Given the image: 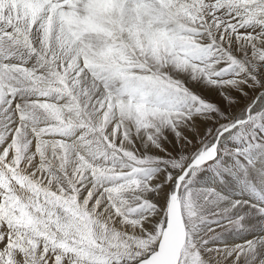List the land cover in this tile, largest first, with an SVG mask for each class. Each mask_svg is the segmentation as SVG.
Segmentation results:
<instances>
[{
    "label": "snow or ice",
    "instance_id": "snow-or-ice-1",
    "mask_svg": "<svg viewBox=\"0 0 264 264\" xmlns=\"http://www.w3.org/2000/svg\"><path fill=\"white\" fill-rule=\"evenodd\" d=\"M0 264H264V0H0Z\"/></svg>",
    "mask_w": 264,
    "mask_h": 264
}]
</instances>
